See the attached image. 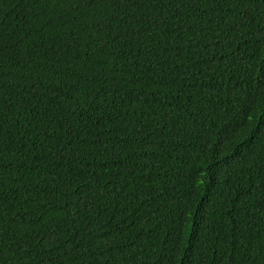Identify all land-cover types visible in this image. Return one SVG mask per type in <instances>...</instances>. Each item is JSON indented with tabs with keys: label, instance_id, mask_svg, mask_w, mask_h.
I'll use <instances>...</instances> for the list:
<instances>
[{
	"label": "trees",
	"instance_id": "trees-1",
	"mask_svg": "<svg viewBox=\"0 0 264 264\" xmlns=\"http://www.w3.org/2000/svg\"><path fill=\"white\" fill-rule=\"evenodd\" d=\"M0 264H264V0H0Z\"/></svg>",
	"mask_w": 264,
	"mask_h": 264
}]
</instances>
